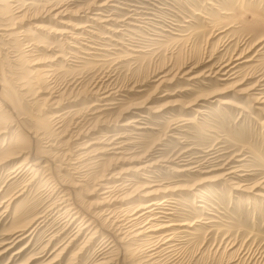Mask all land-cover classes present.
I'll list each match as a JSON object with an SVG mask.
<instances>
[{
    "label": "rangeland",
    "instance_id": "rangeland-1",
    "mask_svg": "<svg viewBox=\"0 0 264 264\" xmlns=\"http://www.w3.org/2000/svg\"><path fill=\"white\" fill-rule=\"evenodd\" d=\"M104 1L0 0V94L12 99L6 107L0 98V114L7 109L11 115L0 135V159L13 137L24 131H38L32 143L36 155L52 158L61 153L59 146L76 150L79 143L98 141L102 134L126 133L125 157L114 158L108 167L114 173L128 171L125 185L132 197L123 201L131 207L145 203L139 196L143 185L172 187L175 196L165 207L169 214L164 222L191 225L180 233L183 264H264V105L249 94H264V0H120L98 15L111 20H91ZM36 24L46 29L38 30ZM243 49L253 57L238 67L234 80L242 84L211 97L226 85L214 74L207 76L210 68ZM50 68L55 71L44 72ZM186 71L189 75H183ZM97 84L101 92H113L111 103L118 102L102 110L105 124L97 123L98 112L90 115L102 109L91 108L100 95L88 91ZM238 89L245 91L238 94ZM201 96L207 99L197 101ZM220 98L229 104H221ZM57 114L63 115L58 123L62 129L54 132ZM78 118L86 122L83 134L70 139ZM129 121L131 126L121 125ZM180 158L191 160V166L210 163L205 172H177ZM22 159L0 164V264H97L109 247L105 235L98 232L88 240V228L72 240L79 220L65 228V219L48 211L50 184L42 186L38 179L37 185L24 187L29 174L11 172ZM227 161L239 166L232 183L241 189L223 179L204 181L220 175L218 167ZM147 162L153 165L142 176L136 169ZM103 169H91V179L77 188L88 204L101 201L103 190L95 185ZM61 172L65 180H75L67 168ZM201 190V197L194 196ZM15 209L22 211L18 217ZM36 214L46 216L41 217L45 221L37 220L28 230L39 224L32 234L6 250L13 244L14 229ZM116 252L108 255L115 259ZM125 264L135 262L129 258Z\"/></svg>",
    "mask_w": 264,
    "mask_h": 264
},
{
    "label": "bare ground",
    "instance_id": "bare-ground-1",
    "mask_svg": "<svg viewBox=\"0 0 264 264\" xmlns=\"http://www.w3.org/2000/svg\"><path fill=\"white\" fill-rule=\"evenodd\" d=\"M110 2H112V4ZM46 3H48V0H46ZM109 3L111 4V6H118L117 4L120 3V0H106L104 2H101L98 5L100 7L99 11H97L94 16L90 17L91 20L104 21L105 19L102 20L101 17H98V15L102 14V8H104ZM27 4L33 5V2L28 1ZM119 6H120V4H119ZM46 11H47V9H46ZM38 16H41L40 13ZM106 20H111V18L106 19ZM35 26H36V29H38V30L39 29H42V30L46 29L44 27V25H42V24H38V25L36 24ZM243 50L236 51L227 61H225V62L220 61L221 63H217V64L213 65L212 68H210V70H209L210 73L207 76L214 74V76H216L217 80L222 82V85H226V87L223 88L225 90L214 91L215 93H212L211 97L217 96L220 93H225L228 90H230L232 87L240 86L242 84L243 81L234 80L239 76L238 67H240L244 63L249 62L251 60V58L253 57L252 56L251 58H249V56L247 55L249 48H248V51H246V50L243 51ZM256 53H257V51H256ZM46 71L49 72V71H55V70L54 69L51 70V68H50V69L44 70V72H46ZM187 74L189 75V71L184 72L183 75H187ZM196 77H198V76H191L190 79L192 80ZM162 80H164V79H162ZM72 83H73V81H72ZM73 87H75V86H73ZM79 87L80 86H78V88ZM252 88H254V87H252ZM71 89H74V88H72V86H71ZM104 89H105V87H104ZM76 90H78V89H76ZM101 90H102V85L100 84L98 86V84H97V85H94L92 88H90L88 91L89 94H91V95H98V96L100 95V97L97 99V101L94 102V104L91 106V108L93 109V107L96 105L102 107V109H100L98 111H93L92 114H90V115H93L92 117H94V114L98 112L97 114H95V115H98L97 123H98V121H100V124H105V120H104L105 116L103 115L104 113L102 112V110H108V109H110L111 104H115L118 102H114V103L112 102L111 103L109 101V96L113 92L110 93L109 90L101 92ZM244 91L245 90H243V89L236 90V92L238 94H241ZM65 92H66V90L62 92V95L65 94ZM81 92H83V91H80V94H81ZM261 93L255 94L252 92L249 94L253 95V96L257 95V97H254V102L259 103V104L261 103L262 105H264V94H261ZM78 94H79V92H78ZM54 96H55V94H54ZM0 98H1V101L4 102V105H6V107L11 106L10 105L11 100H12L11 98L7 99L5 96H2L1 94H0ZM203 99L205 100V99H207V97H203V96L197 97L196 100L200 101ZM52 100H54V99L52 98ZM219 102L221 104H229V100H227V99H221L220 98ZM258 107H256V108H258ZM111 108H113V107H111ZM134 108H136V106ZM92 109H90V110L92 111ZM15 111H16V109H15ZM196 111L201 112L200 109H197ZM8 112H9V110L6 109V111H3V114H0V135L3 134L4 132H6V128L8 126L7 120L11 116ZM99 112H102V113H99ZM87 114H89V113L87 112ZM76 115H75V118H77ZM142 116H146V115H142ZM80 117H82V116H80ZM62 118H63V115H60V114L55 115L54 120H53V121H56V122H54L55 123L54 132H57L58 129H60L62 127V123L60 125L58 124L62 121ZM47 120H45V121H47ZM78 120H80V121L76 122L77 125L75 124L76 126L71 127L73 129L75 128V131H77V132H75L74 130L71 129L74 132L71 131L72 135H71V137L69 136L70 139L75 138V136L77 138L78 136L83 134L82 128H84V125L86 124V122H85V124H83V122H84L83 120H81L79 118H78ZM132 122L133 121L123 122L121 125L124 128H126L128 126H131ZM46 125H48V123ZM56 125H59V126L56 127ZM44 127H47V126H44ZM136 128H142V127H136ZM66 129L68 130L69 128H66ZM47 130H48V128H47ZM52 132L50 131V133H52ZM74 133H76V134H74ZM60 134L62 135V133H60ZM107 134L106 133L102 134V136H101L102 138L100 137L97 139L98 141L95 140L94 142L92 141V143L87 142V141L86 142L83 141L84 143L81 142V144L79 143V145L76 147L77 149L75 148L76 150H72L71 147L69 148V146L65 147L68 150H63L64 147L59 146L58 148L60 149L61 153H58V155H56L57 157L53 156L54 158H52L51 156H48L47 153L42 154L40 156L36 155L37 149L35 148L34 144H32V143H33L34 139L39 137L40 134L38 131L35 132V134H33L31 131H27V132L24 131L23 133L15 135L13 137L14 138L13 142H11L9 147L5 150V154L1 156L0 164L6 162L8 160H15V159L23 158L21 162H18L15 164V167H14V169H12L11 172L16 173V174H18V173L20 174V172L23 171V172H27L29 174L27 177V183L25 184L24 187H26V185H28V186L29 185H31V186L37 185L38 179L40 180V184H42V186L46 185V184L51 185V187H50L51 190L48 194V199H49L48 201H50V206L48 208V211L53 213L56 210L55 213L58 215L60 220L65 219L64 220L65 228L72 226L75 221L79 220V223H77L76 224L77 226L75 227L76 230L72 234L73 235L72 240L76 239L81 234V232L83 230H85V229L87 230L88 228H90L89 229L90 236L88 237V240L90 238H93L96 235V233H98V232H101L102 235H105L104 238H106V240L109 241L108 242L109 245L107 244L109 247L101 252V255L102 254L103 255H102L101 259L97 262V264H112V262L114 260L117 261V264H125V262H127L129 258H132L133 261L135 262V264H183V261H182L181 257L179 256V251L181 249L179 247V244L181 241L180 238L182 237V235L180 233L186 232V230L184 228H187L186 226H191V225H189V223H187V222H183V223H176V222L168 223V221L164 222L165 221L164 218H166L167 215L169 214L168 211L166 212L167 208H165V207L168 206V202H170L172 199H174V196H175V195L171 194L172 193V191H171L172 187L170 188L169 186H164V185L158 184V183L153 184V185H143L144 189H142L141 194L139 196L141 197L140 201L145 202V203H141L142 205H140V206L137 205V207H131V205H126V202H124L123 200H127V198L131 196L128 193L130 187L127 188V185H125L127 178H128L127 175H125V174L128 171H121V173H119V172L114 173V172H111L110 167H108V166H109V163H112L111 161H113L114 158H116V159L122 158L123 159L125 157V144H127L129 141L128 140L125 141V138L122 139V137H126V133L112 134L109 132ZM42 135H44V134H42ZM43 137H45V136H43ZM41 140H42V138H41ZM68 143H69V141L65 144H68ZM94 144H100V146H98V147L95 146V148H94V146H93ZM33 148L35 149V151L33 150ZM62 150L65 151V153H66L65 155H63L64 153ZM48 152L51 153L50 150H48ZM111 154H112V156H110ZM61 156H66V158L61 159L62 161L58 162L56 158L61 157ZM181 156H179V157H181ZM212 159H214V158H212ZM63 160L64 161L66 160L65 166L62 165V163H65V162H63ZM180 161H181V163L179 166L182 168L176 169V170H178L177 172H185L187 170H194L195 172H205L206 170H204V168H207L206 164L210 163L209 162L210 159H208V160H205V162L199 163L198 165L191 166L193 162L187 158H182V159L180 158ZM152 163L151 162L143 163L136 170H138L140 172V174H142V176H144L145 173H147L149 171L148 168L153 165ZM102 165L104 166V169H103L101 175H99V176L96 175L97 180H96V185H95V187L97 186L99 190H103L99 194L101 201H98L97 203L94 202V203L88 204L87 201L81 200L80 197L77 195V192H76L77 188L81 189V186H80L81 183L88 181L87 179H89V178L91 179V176H93V174H91V169H93L95 167L102 166ZM66 166H68V167H66ZM63 168H67L69 171H71L74 174L73 175V177L75 178L74 181L69 182L68 180L64 179L65 177L61 172V169H63ZM218 168L220 170L223 169L222 172L220 173V175H218L214 178H210V179L207 178L204 181H206V180L214 181V180L223 179V180H225V182L232 184V186L231 185L230 186L233 187L234 189H241L240 186L238 185L239 183H236V182L232 183V180H234V178L239 174V171H240L239 166L237 164H231V162H228V163H225V165L223 164V166L218 167ZM14 176L15 175H13L12 177H14ZM85 185H87V184H85ZM155 186H157V187H155ZM197 187L198 186H194L193 188L197 189ZM201 192L203 194V190H201L200 194L197 192V193H194V194H196L194 196L201 197V195H202ZM21 195H22V192L19 193L18 195L12 196L11 197V198H13L12 201ZM261 196H264V195H261ZM11 198L10 199L8 198V201L11 200ZM8 201H6V202H8ZM121 201H123V202H121ZM203 203L205 204L206 201H203ZM21 204H20V206H21ZM27 204H25V205L27 206ZM10 205H11V203H9L7 205L8 210H9ZM28 205H30V204H28ZM200 206H204V205H200ZM100 209H101V211H99ZM29 210H30V208H29ZM20 211L19 210L17 211L15 209L16 213L14 212V215L16 214V216H17V213L19 214ZM24 212H25V210H24ZM28 213H26V214H28ZM32 213H31V216L33 215ZM23 215L24 214H21V216H23ZM29 216H30V214H29ZM28 217H26L25 219H27ZM41 217H46V216L36 214L35 216H33L32 218L29 219L28 223H26L24 225L17 226L14 229L13 233L11 234L15 238L13 237L14 239L11 240V242H9L10 244H12V243L13 244L10 247H8L6 250L11 249L13 247L14 243H18L21 240H23L24 238H26L27 236H29L30 234H32L36 230V228L38 227L39 224L37 226H35V228H33L30 232H28V230L30 229V227L33 226V224L37 220H40ZM25 219L23 217L22 220L25 221ZM15 220H17L16 217H15ZM43 220L44 219L40 220V223ZM17 222H15V223H17ZM19 222H21V219ZM107 222H111V223L110 224L108 223L109 224L108 225ZM178 227H181L183 229H178ZM26 232H28V233H26ZM112 251H117L115 259H113L114 256L112 257V255H108V253L109 252L112 253ZM115 261H114V263H115Z\"/></svg>",
    "mask_w": 264,
    "mask_h": 264
}]
</instances>
